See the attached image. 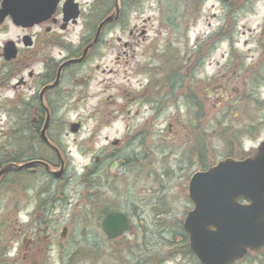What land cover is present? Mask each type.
<instances>
[{
    "label": "rangeland",
    "instance_id": "obj_1",
    "mask_svg": "<svg viewBox=\"0 0 264 264\" xmlns=\"http://www.w3.org/2000/svg\"><path fill=\"white\" fill-rule=\"evenodd\" d=\"M93 1L96 0H79L85 5L81 19L77 26L69 29L68 35L64 34L67 36L64 45L72 52L81 44L85 34L90 35L89 29L92 23L95 24L93 11L97 10V15L101 16L102 0H98L101 2L99 10L93 6L88 12L86 5ZM221 5V0H205L199 10L193 12L184 9L181 3L176 6L180 9L175 10L165 0H128V5L122 4L120 22L107 26L102 34L101 47L82 70L81 75L86 78L88 87L87 95L92 97L53 108L50 131L65 165L64 180H55L41 173L28 174L24 181L12 182L13 177L8 176L0 184V264H71L66 255L80 244L92 247L95 251L93 259L81 258L82 264H128V247H114L113 244L105 243L99 238L100 230L96 224L85 226L80 221L87 193L82 177L93 173V169L95 172V169L100 171L109 167L116 158L135 159L130 162L132 171L125 170L119 178L129 180L134 187L132 192L142 197V200H147L148 204H153L163 191L155 183L161 179L162 169H174L176 180L180 182H176L177 185L171 191L177 193L182 203L186 204L184 184L190 168L182 164L183 170H177L176 161L179 157L176 150L184 133H192L195 129L206 131L204 128L208 124V112L217 128L222 124V109L212 114L205 101L210 84L214 83L218 88L222 83L223 43L208 49V37L222 25ZM262 8L261 3H258L240 25L255 28L263 19ZM112 11L113 5L109 13ZM58 50H55L57 60L60 59ZM194 54L199 56V60L192 73L188 62L194 59ZM168 75L177 78L173 93L182 95L179 100L183 106L180 113L182 117L177 122L172 119L179 111L173 109L168 99L164 100L165 94L161 96L164 114L156 120L150 112L151 102H148L146 96L150 90L151 76L153 82L160 84L163 93L168 96V82L163 81V76ZM7 78L0 83V163L7 152L11 154L14 150L21 152L24 149L17 143L15 136L18 137L21 125L31 119L29 114L25 121L21 120L20 110L24 108L18 107L19 95L13 87L16 81ZM196 89L201 111L197 127L192 124L184 108V99L190 95L192 97ZM257 93L264 100V84L258 87ZM176 100L173 98V102ZM74 123L80 124L77 133L70 132V126ZM169 125L170 132L167 129ZM151 130L162 133L156 138L146 134L144 144L151 151L145 148L150 158L143 166L142 150L134 137ZM174 134L175 137L170 138ZM115 140H119V144L112 146ZM215 144V160H219L224 154L221 139L216 138ZM27 146L33 149L32 141ZM40 150L49 155L47 150ZM96 157L105 159L101 169L95 164ZM151 157L155 158L154 163ZM147 164L150 169L146 167ZM163 179H173V176L168 174ZM152 188H156V195ZM150 189L153 197L148 198ZM53 197L51 202L42 204L47 198ZM148 210L154 213L153 208ZM63 227H68L65 238L60 236ZM155 229L152 226L151 231ZM119 252L123 254L116 259ZM177 263L178 258H172L162 264Z\"/></svg>",
    "mask_w": 264,
    "mask_h": 264
},
{
    "label": "flooded vegetation",
    "instance_id": "obj_2",
    "mask_svg": "<svg viewBox=\"0 0 264 264\" xmlns=\"http://www.w3.org/2000/svg\"><path fill=\"white\" fill-rule=\"evenodd\" d=\"M3 1L0 0V10ZM69 2L78 4V9L81 11L79 19H81L85 5L81 4L79 0H19L21 10L32 8L36 11L35 16L20 25H16L10 16L3 18L0 14V83H3L2 81L6 77L16 81L13 87L19 95V107L29 108L31 115L29 122L31 127L27 125L21 127L19 136L22 141L25 138L26 144L31 141L33 144L37 143L35 149L40 143L42 149L51 150L41 141L40 137V130L45 123L47 111L50 115V122L46 130V137L51 144H54L55 140L50 131L53 122V108L66 106L68 102L77 99L82 101V98L92 97L87 95L86 78L81 74L84 66L101 47L102 36L88 50L81 64L62 68L58 84L53 88L45 89L56 80L59 66L62 63L82 55L83 50L93 41L97 28V25L92 23L91 30L89 29L90 35L83 36L81 44L75 49V52L68 50V47L64 45L65 39H67L64 34L68 35L69 29L77 26L79 21V19L77 23L65 21L63 8ZM258 3H261L264 11V0H224L221 5L222 25L208 37L209 50L215 48L219 43H223L224 47L222 83L218 85V88L214 83L210 84L205 97L212 114L222 109V124L217 128L215 120L213 121L212 115L208 112L206 131H196L194 128L195 131L192 133H184V138L176 150V155L179 157L176 161L177 170H183L182 164H186L190 168L189 175H186V180L184 179L186 204L182 203L177 193L171 191V188L177 185L176 182H180L176 180L174 169H162V177L155 183L162 187L163 191L153 204H148L147 200H142V197L132 192L134 187L129 180L119 178L125 170L132 171L130 162L133 158H116L109 167L102 168L105 159L96 157L97 168H102L100 171L95 169V172L93 169V175L96 178L95 195L98 208L96 226L100 230L99 238L105 243L113 244L114 247H128L126 254L131 264H162L172 258H178L177 264H200L190 247L189 235L184 228L189 213L194 209V204L189 196L191 177L197 172L207 171L217 162L215 160L216 138L221 139L224 152L221 159L239 162L254 157L264 144V100L257 93L258 87L264 84V16L261 23L253 29L247 27L246 24L240 25L244 17L255 10ZM93 6L99 10L101 2L87 3L88 12ZM39 10H42L43 13L39 14ZM84 32L88 31L84 30ZM7 46L11 48L9 53L6 52ZM57 48H59L60 57L58 60L55 57ZM14 52L16 55L13 57ZM194 55V59L188 62L192 73L199 60V56ZM84 71L86 70L84 69ZM190 77L193 85L192 74ZM176 80L174 75L163 76L164 83L168 82L167 96V93H163L162 86L153 82V77H150V90L146 96L148 102H151L150 112L155 120L160 119L164 114L161 104V96L164 94V100L168 99L172 103L173 109L179 111L177 116L170 117L173 118L172 121L177 122L181 119L180 113L183 106L179 104V100L182 95L173 93L176 89ZM196 83L198 84V82ZM197 90L192 92V97L190 95L184 99L185 113L189 115L192 124L196 127L198 121L201 120ZM152 97L155 98L153 101ZM173 98L177 100L173 102ZM26 114L28 115V113ZM170 128L171 125L167 126L168 132L171 131ZM221 132L222 136H220ZM161 133L151 130L134 137L137 146L142 150L143 166H145L144 162L150 158V155L145 151V148L149 149V146L144 144V138H147L146 134L151 138H156ZM159 137L163 141L165 140L163 137ZM173 137L175 134L170 138ZM186 139H189L190 142L185 141ZM117 141L116 144H113V141L111 145L117 146L119 140ZM151 160L152 163L155 162L154 157H151ZM116 162H119L118 167L111 173V165ZM146 167L150 169L149 164ZM58 168L51 166L52 170H58ZM32 169L33 172L29 169L25 170L26 174L47 173L48 177H52L42 166L37 165ZM168 174L172 175L173 179H166V181L163 178ZM64 178L65 171L59 181ZM152 191L156 195V188H152ZM150 197H153L151 189L148 191V198ZM53 199L54 197L47 198L42 204H47ZM237 203L244 205L245 201L239 199ZM150 207L153 208L154 213L149 212ZM133 211L134 215H132ZM110 212L120 213L127 220L126 231L115 240H108L102 227L106 215ZM152 226L156 227L154 231H151ZM210 229L214 230L213 227ZM155 235L160 236L156 237ZM123 241L125 243L121 245ZM117 243L120 245L118 246ZM120 254L122 255L123 252H119L118 256ZM118 256L115 258L118 259ZM231 264H264V247H246L245 253L241 257L235 258Z\"/></svg>",
    "mask_w": 264,
    "mask_h": 264
},
{
    "label": "water",
    "instance_id": "obj_3",
    "mask_svg": "<svg viewBox=\"0 0 264 264\" xmlns=\"http://www.w3.org/2000/svg\"><path fill=\"white\" fill-rule=\"evenodd\" d=\"M118 2L119 0H115L114 13L105 17L97 26L93 42L84 49L82 56L63 63L58 69L55 82L45 89L53 88L58 84L62 68L69 64L81 63L88 50L99 39L102 28L118 20L120 14ZM70 3L73 2H69L63 8L65 21L76 22L80 11L77 4ZM38 13L41 14L43 11L39 10ZM0 14L3 18L10 16L16 25H20L35 16L36 11L32 8L21 10L19 0H4ZM10 50L11 48L7 46L6 52L9 53ZM49 120L50 116L47 112L45 123L40 131L41 139L46 144L48 140L45 133ZM79 129L78 123L70 126L71 133H77ZM116 143L117 141L113 144ZM53 149L58 153L56 147ZM118 164L119 162H116L111 166V173L115 171ZM35 165H41L50 171L49 166L40 160L27 161L23 164L9 163L0 169V179L8 173L18 172ZM63 171L64 163L61 160L59 171L50 173L54 178L59 179ZM189 196L194 209L189 213L184 228L189 235L190 247L200 264H231L235 258L245 253L246 247H263L264 144L254 157L240 162L224 159L207 171L195 173L189 183ZM239 199H243L245 204H238ZM102 227L108 239H116L126 231L127 220L120 213L110 212L106 215ZM67 233L68 228L64 227L60 236L64 238Z\"/></svg>",
    "mask_w": 264,
    "mask_h": 264
},
{
    "label": "trees",
    "instance_id": "obj_4",
    "mask_svg": "<svg viewBox=\"0 0 264 264\" xmlns=\"http://www.w3.org/2000/svg\"><path fill=\"white\" fill-rule=\"evenodd\" d=\"M121 1L123 5H128V0H121ZM165 2H167V4L169 6H172L175 10L180 9V7H176V6L181 3L184 9H189L193 12H197L199 10V7L204 4L205 0H177L174 2L170 0H165ZM112 5H113V0H102L101 16L97 15L98 13L97 10L93 11V18L95 22H98L102 20L104 17H106L109 14V11ZM120 20L121 18L119 19V22ZM180 88H181V85H180ZM28 111L29 109H24L23 111H20V113L22 114L23 112L27 113ZM204 130L206 129L204 128ZM15 138L18 144L22 143L20 142V139L17 136H15ZM23 141H24V138H23ZM21 152L15 151V150L11 154L7 152L3 161L0 163V168L8 163H12V162L21 163L24 160H30L32 158L44 160L53 166H57L59 164V160L53 151L48 152L49 155H46L45 153L42 152V150H40V147H39L38 150L36 149L32 150V149L26 148V149H22ZM8 176L13 177L12 179V182H13L15 180L24 181L27 179L26 177L28 175L26 174L25 171L12 172V173H9L7 176H5L2 179V181L5 180ZM82 179L84 181L85 191L87 193H86V197H84V204L82 205L83 209H82L80 221H82V223H84L85 226L90 225V224L95 225L96 219H97V212H98L97 197L95 195L96 178H95V175H93L92 173L91 174L87 173L82 177ZM94 253H95L94 248L84 247V244H80L79 247H75L74 249H72L70 253L66 255V257L69 263L71 264L73 263L82 264L83 261L81 260V258H85V259L89 258L88 260H91L94 258ZM120 257H121V254L118 256V259ZM128 264H131V262L129 261Z\"/></svg>",
    "mask_w": 264,
    "mask_h": 264
}]
</instances>
